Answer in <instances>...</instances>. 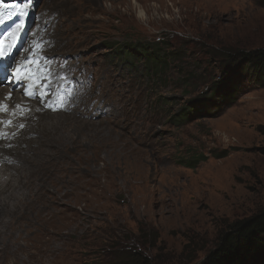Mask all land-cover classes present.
I'll use <instances>...</instances> for the list:
<instances>
[{
  "label": "rangeland",
  "instance_id": "rangeland-1",
  "mask_svg": "<svg viewBox=\"0 0 264 264\" xmlns=\"http://www.w3.org/2000/svg\"><path fill=\"white\" fill-rule=\"evenodd\" d=\"M0 8V37L9 30L21 43L12 69L25 47L59 69L67 58L95 71L93 85L67 99L81 109L65 127L80 142L83 175L78 189L69 178L67 236L47 264H119L129 251L141 253L136 264H202L221 230L264 207V86L231 69L232 103L174 117L226 77L230 54L264 48L258 0H3ZM135 43L162 48L167 67L154 74L143 61L120 62L116 51ZM53 71L47 90L57 109ZM201 153L208 159L196 167L180 163Z\"/></svg>",
  "mask_w": 264,
  "mask_h": 264
},
{
  "label": "bare ground",
  "instance_id": "bare-ground-1",
  "mask_svg": "<svg viewBox=\"0 0 264 264\" xmlns=\"http://www.w3.org/2000/svg\"><path fill=\"white\" fill-rule=\"evenodd\" d=\"M11 32L0 37L7 44L16 43ZM20 45L7 61H0V66L12 64ZM22 49L13 70L20 68L27 79L9 85L6 73L0 72V264H45L51 254L62 252L57 242H65L67 236L65 211L70 206L64 197L69 178L74 189L80 188V142L68 136L65 125L75 122L81 109L67 105V99L56 109L49 97L42 103L38 96L25 95V83L29 94L44 88L33 76L37 65L29 63L34 54L41 58V51ZM41 66H47L51 73V84L53 68H59L48 59H42ZM46 178L50 181H44Z\"/></svg>",
  "mask_w": 264,
  "mask_h": 264
},
{
  "label": "trees",
  "instance_id": "trees-1",
  "mask_svg": "<svg viewBox=\"0 0 264 264\" xmlns=\"http://www.w3.org/2000/svg\"><path fill=\"white\" fill-rule=\"evenodd\" d=\"M258 2L264 6V0ZM116 53V58L126 65L133 66L137 61H143L146 65L145 70L154 74L162 72L170 59L162 48L152 44L125 45ZM227 58L226 77L213 80L208 84L206 91L193 97L181 108L179 114L174 116L177 121H189L198 115L211 116L213 108L219 102L232 103L239 86L228 76L231 69L264 86V48L238 50ZM186 86L191 84L187 83ZM262 152L264 153V149ZM227 154L228 152L224 150L212 153L211 156L223 158ZM207 159L208 155L201 153L181 159L180 163L186 167H196ZM139 257L140 252L129 251L125 257L119 258L122 260L119 264H136ZM143 258L145 260L147 257ZM202 264H264V207L221 230L216 247L209 251Z\"/></svg>",
  "mask_w": 264,
  "mask_h": 264
},
{
  "label": "snow or ice",
  "instance_id": "snow-or-ice-1",
  "mask_svg": "<svg viewBox=\"0 0 264 264\" xmlns=\"http://www.w3.org/2000/svg\"><path fill=\"white\" fill-rule=\"evenodd\" d=\"M3 3V0H0V4ZM4 15V9L0 8V24H3L5 21L3 20ZM20 28H23L24 25L21 24L19 26ZM16 47L15 44H7L4 38H0V61H7L12 54L13 49ZM41 58H37L34 54L32 57L29 58V63H35L37 65L35 72L33 73V76L36 79L41 80V83L43 85L44 91H33L31 94L27 91V83H25V95H35L40 97L42 103H46L45 97H50V93L47 91V89L50 87V83L48 82V77L51 75V73L48 71L47 66H41L42 59H48L50 58L46 57L44 55L43 51L40 53ZM0 72L7 74V82L9 85L15 84L20 80H26L27 78L22 75V70L20 68H16L13 70L7 63H4L2 66H0ZM52 110H56L53 108ZM11 123V122H9ZM21 128L24 127L23 124L20 125Z\"/></svg>",
  "mask_w": 264,
  "mask_h": 264
}]
</instances>
